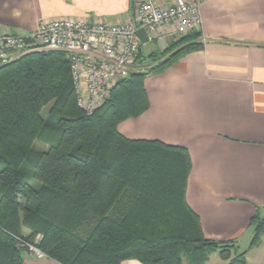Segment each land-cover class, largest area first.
Returning a JSON list of instances; mask_svg holds the SVG:
<instances>
[{
	"label": "trees",
	"instance_id": "16d2710c",
	"mask_svg": "<svg viewBox=\"0 0 264 264\" xmlns=\"http://www.w3.org/2000/svg\"><path fill=\"white\" fill-rule=\"evenodd\" d=\"M176 34L145 56L139 44L134 66L147 58V69L119 80L92 115L76 103L63 52L0 66V264H24L27 243L60 264H204L214 252L246 264V250L232 254L235 240L203 235L185 199L186 148L117 130L148 108L147 75L203 46L199 30ZM251 223L249 247L264 216Z\"/></svg>",
	"mask_w": 264,
	"mask_h": 264
},
{
	"label": "crops",
	"instance_id": "0c3cea01",
	"mask_svg": "<svg viewBox=\"0 0 264 264\" xmlns=\"http://www.w3.org/2000/svg\"><path fill=\"white\" fill-rule=\"evenodd\" d=\"M189 1L199 4L202 48L147 75L148 108L121 121L117 130L131 139L185 147L190 158L185 199L199 216L203 235L235 240L232 254L246 250V264H264V233L249 247L251 219L264 216V0ZM133 3L0 0V31L26 34L40 21L58 17L124 20ZM173 34L165 31L157 45L163 48ZM215 253L204 264L227 262ZM23 263L60 264L27 252Z\"/></svg>",
	"mask_w": 264,
	"mask_h": 264
},
{
	"label": "built area",
	"instance_id": "2783aa9c",
	"mask_svg": "<svg viewBox=\"0 0 264 264\" xmlns=\"http://www.w3.org/2000/svg\"><path fill=\"white\" fill-rule=\"evenodd\" d=\"M201 23L197 1L173 0L160 6L154 0H134L124 20L58 17L40 21L26 34L0 31V66L30 52H63L76 103L92 115L107 101L112 87L134 69L138 28H144L149 41H161L165 31L200 30ZM26 252L38 259L46 257L35 243H27Z\"/></svg>",
	"mask_w": 264,
	"mask_h": 264
},
{
	"label": "rangeland",
	"instance_id": "374dc122",
	"mask_svg": "<svg viewBox=\"0 0 264 264\" xmlns=\"http://www.w3.org/2000/svg\"><path fill=\"white\" fill-rule=\"evenodd\" d=\"M174 35H177V34H173V35H171L170 36V38L172 37V36H174ZM141 46V52H142V54L145 56L147 53H148V51H150V50H152V49H154L155 47H159V48H161V46H159V45H157V44H152L151 43V41H148L147 43H145L144 45H140ZM147 64H148V59L147 58H144L143 60H142V62H141V64H137V66H136V68H135V70H142V71H144V70H146L147 68ZM45 111H46V108L44 109V110H42V113L43 114H45ZM34 147L35 148H38V149H41V148H43V146H41L39 143H35L34 144ZM45 148V147H44ZM215 254H217V253H215ZM217 255H215V257H211V258H218V257H216ZM213 262V259H211V263ZM226 264V263H225Z\"/></svg>",
	"mask_w": 264,
	"mask_h": 264
},
{
	"label": "water",
	"instance_id": "95a60500",
	"mask_svg": "<svg viewBox=\"0 0 264 264\" xmlns=\"http://www.w3.org/2000/svg\"><path fill=\"white\" fill-rule=\"evenodd\" d=\"M136 35L138 37L140 45H144L145 43H147L149 41L148 35H147L146 31L144 30V28H138L136 30Z\"/></svg>",
	"mask_w": 264,
	"mask_h": 264
}]
</instances>
